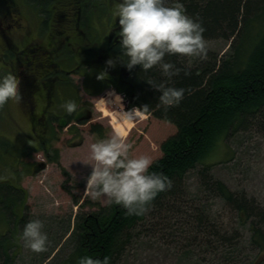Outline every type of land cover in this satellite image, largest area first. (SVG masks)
Here are the masks:
<instances>
[{
  "label": "rangeland",
  "instance_id": "374dc122",
  "mask_svg": "<svg viewBox=\"0 0 264 264\" xmlns=\"http://www.w3.org/2000/svg\"><path fill=\"white\" fill-rule=\"evenodd\" d=\"M88 2V15L95 21L96 29L89 27L85 30L92 33L89 35L93 40L94 36L104 34L108 30L106 26L118 18L113 14V3L106 0ZM7 5V2L0 0V17H3ZM15 5L20 10V16H23L29 36L36 35L42 41L46 40L50 30L56 31L69 25L57 21V13H49L47 8L41 11L42 8L28 0H18ZM47 22L53 27L49 29L45 26L40 31L41 23ZM8 24L3 23L2 28ZM206 40L208 49L218 53L220 58L229 52L231 41ZM3 46H0V77L11 73L9 69H13L10 57L2 56ZM63 52L61 56L66 59V68L80 64L81 73L68 76L75 91H69L66 96L79 103L77 108L86 110L80 123L73 125L74 128L63 129L56 123L53 134L44 133L48 136V148L44 152L41 143L37 142V136H34L31 115L22 99L19 102L12 100L0 108V182L4 184L2 180L8 181L12 185L7 183V186L21 187L26 192L22 203L6 199L0 205V244L9 246V254L15 253L14 264H78V235L71 236L76 219L96 211V204L105 206L108 203L104 197L93 198L86 182L91 164L95 163L91 157V143L117 134L111 125V115H116L119 110L120 104L115 100L119 92L101 85V79L105 78H98L101 72L85 75L89 64L83 60L78 63L76 51L68 54L67 50ZM11 58L14 59V56ZM119 94L123 97L124 109H130L126 108L124 96ZM38 98L37 110L44 104L42 96ZM94 126L99 127L100 131H92ZM175 132V125L145 114L124 135L132 145L129 155L146 154L154 161L162 155L163 141ZM37 133L41 134L42 130L38 129ZM3 144L6 145L3 147ZM56 158L58 161L54 160ZM210 163H213L214 177L231 190L255 199L264 208V120L252 123L249 129L221 143ZM8 187H4V196H9ZM186 187L189 197L186 205L180 207L181 213L187 214L194 207L207 205L211 217L216 221V230L223 237L236 235L233 246L220 247L219 254L209 255L202 249H196L190 242V228L177 223L179 219L160 220L158 217L153 221L156 224L154 230L150 228L151 231L141 236L119 264H264V257L258 259L259 249L249 245L252 235L249 222H243L239 214L220 199L207 198L200 188L196 172L188 175ZM71 193L78 197V204L74 203ZM34 218L43 220L44 231L48 233L47 250L39 253L25 247L21 240L24 225ZM16 221H19L18 225ZM231 251L233 254L227 257L225 254Z\"/></svg>",
  "mask_w": 264,
  "mask_h": 264
},
{
  "label": "trees",
  "instance_id": "16d2710c",
  "mask_svg": "<svg viewBox=\"0 0 264 264\" xmlns=\"http://www.w3.org/2000/svg\"><path fill=\"white\" fill-rule=\"evenodd\" d=\"M182 2L189 15L202 20L206 39L231 41L229 52L221 58L210 49L204 59H190L179 54L166 56V60L181 69L170 83L185 89L181 103L167 109L159 103V91L148 83L149 80L159 83L167 79L161 75V70L153 67L145 71L139 65L128 70L122 63L127 73L124 78L129 87L118 89V92L128 99V107L149 104L146 114L176 127V132L161 144L162 155L154 160L150 169L170 177L172 187L159 193L143 216L126 215L123 207L107 203L105 206L96 204V211L77 217L71 236L78 235L77 243L74 242L78 245V257L91 255L103 259L108 256L110 264H119L141 236L151 231L150 228L154 230L156 224L153 221L158 217L160 220L179 219L177 223L190 228V242L196 249H202L209 255L219 254L220 247L233 246L232 241L236 240V235L223 237L216 230L215 220L207 205L194 207L187 214L179 210L186 205L189 197L186 179L191 172H196L200 188L207 194V198L220 199L239 214L243 222L251 224L249 245L259 249V260L264 257V208L255 199L231 190L223 181L214 177L213 163H210L221 143H225L230 136L249 129L252 123L264 120V0ZM117 50L120 53L119 48ZM11 61L13 64L14 60ZM24 84L21 83L22 86ZM64 85L66 97L71 90ZM111 119L115 133L121 129L125 135L130 126L118 123L116 115H111ZM69 120L65 117L58 127L65 128L70 123ZM51 121L59 120L56 117ZM32 126L34 133L35 126ZM50 127L53 134L54 124ZM92 131L99 132L100 128L94 126ZM38 135L41 148L46 152L48 147L47 141L43 139L44 132ZM54 160L58 161L57 158ZM2 182L5 183L0 182V205L6 199L21 203L24 201V189L13 187L8 181ZM7 183L11 185L8 187ZM4 187L9 188V196H4ZM70 195L74 203L78 204V197L72 193ZM18 223L16 221L17 225ZM8 249V245L0 244V264H14L15 253L9 254ZM230 253L233 254L231 251L225 255L228 257ZM223 260L229 261L228 258Z\"/></svg>",
  "mask_w": 264,
  "mask_h": 264
},
{
  "label": "clouds",
  "instance_id": "9594fccd",
  "mask_svg": "<svg viewBox=\"0 0 264 264\" xmlns=\"http://www.w3.org/2000/svg\"><path fill=\"white\" fill-rule=\"evenodd\" d=\"M113 14L119 25L115 34L119 41V60L128 70L136 65L145 71L158 67L167 79L159 83L149 80L148 83L159 91L161 106L165 109L178 106L185 89L170 81L181 69L165 57L179 54L206 58L208 46L202 20L189 15L182 0H118ZM106 64L115 66L116 59L109 57ZM98 78L103 75L100 73ZM21 99V79L13 73L0 77V108ZM115 100L120 104L116 112L118 123L131 126L149 111V104L124 109L119 93ZM62 107L73 113L78 105L74 100H67ZM131 148L122 131L91 143V157L95 163L91 164L86 186L93 198H106L109 204L126 209V215L143 216L158 194L172 187V181L163 172L150 170L154 161L149 155H129ZM21 240L33 252L46 251L49 240L43 220L30 219L22 229ZM78 264H110V257L80 256Z\"/></svg>",
  "mask_w": 264,
  "mask_h": 264
},
{
  "label": "flooded vegetation",
  "instance_id": "af4514ba",
  "mask_svg": "<svg viewBox=\"0 0 264 264\" xmlns=\"http://www.w3.org/2000/svg\"><path fill=\"white\" fill-rule=\"evenodd\" d=\"M4 1L8 5L3 17H0V46H3V43L5 46H3L2 56L10 58L12 55L14 56V59L11 58L14 60L13 69L9 70L22 78L21 83H25L21 89L22 102L30 112L32 123L35 126L34 133L38 136L37 142H40V138L36 129L51 134L50 126L56 123L57 125L60 124L65 117L72 120H69L70 123L66 125V128H71L84 119L86 110L83 107L77 108L73 113H68L62 107L63 103L69 100L62 94L63 84L68 90L75 91L69 83L68 76L81 73L80 64L71 68L63 66L66 64V59L61 56L63 50V54L65 50H67V54L76 51L78 63L82 60H88L89 69L85 75H91V72H101L105 77L104 80L101 79L102 86L113 88L117 92L118 89L129 87L124 78L127 75L126 70L119 60V52H117L119 41L115 38V34L119 30L118 19L106 26L108 30L104 34L94 36L92 40L89 35L92 33H87L85 30L89 27L96 29L95 21L88 15V0H45L44 3L41 0H28L39 8L45 6L44 9L47 8L49 13H57V21L69 23L61 29H56V31L50 30L46 40L42 41L36 35L34 37L29 36L23 16H20V10L15 5L18 0ZM94 1L90 0V3ZM106 1L114 4L112 8L115 11L118 0ZM65 7L67 8L65 9ZM64 10L67 11L64 12ZM41 11L44 10L41 9ZM5 22L9 24L2 28ZM50 24L48 22L41 23L40 31H43L45 26L49 29L53 27ZM65 32L69 34H64ZM15 36L16 39H14ZM81 55L86 57L83 58ZM109 57L116 59L115 66L106 64ZM40 96H42L44 104L37 110L36 101ZM124 98L128 103V99L125 96ZM61 108H63L62 114H60ZM56 117L59 121H51L52 118ZM43 139L47 141L48 136L44 135Z\"/></svg>",
  "mask_w": 264,
  "mask_h": 264
},
{
  "label": "water",
  "instance_id": "95a60500",
  "mask_svg": "<svg viewBox=\"0 0 264 264\" xmlns=\"http://www.w3.org/2000/svg\"><path fill=\"white\" fill-rule=\"evenodd\" d=\"M126 107H127V103H125Z\"/></svg>",
  "mask_w": 264,
  "mask_h": 264
}]
</instances>
